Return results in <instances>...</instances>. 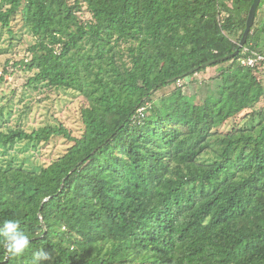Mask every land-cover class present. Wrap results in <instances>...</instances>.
<instances>
[{
	"label": "trees",
	"instance_id": "1",
	"mask_svg": "<svg viewBox=\"0 0 264 264\" xmlns=\"http://www.w3.org/2000/svg\"><path fill=\"white\" fill-rule=\"evenodd\" d=\"M253 1L5 0L0 25L20 15L36 41L19 62L35 71L27 85L87 105L79 137L62 124L0 132L2 147L72 143L37 171L0 166V221L18 219L31 241L21 257L0 244V264H36L40 251V264H264V120L220 132L264 98V62H240L262 55L264 0L235 58L189 74L239 49ZM218 66L200 104L180 87L154 98Z\"/></svg>",
	"mask_w": 264,
	"mask_h": 264
},
{
	"label": "rangeland",
	"instance_id": "2",
	"mask_svg": "<svg viewBox=\"0 0 264 264\" xmlns=\"http://www.w3.org/2000/svg\"><path fill=\"white\" fill-rule=\"evenodd\" d=\"M222 1L230 3V0ZM7 7L5 0H0V10ZM79 16L82 22L90 19L85 8ZM256 21L257 29L264 22V1ZM35 42L23 26L20 15H16L11 20L10 27L0 25V77L4 78L0 84V132H7L9 127H22L30 132L47 125L62 124L72 132L73 136L79 137L84 129L81 110L87 105L85 99L65 89L50 88L46 85H27L35 71H28L19 65V62L30 58L28 49ZM259 51L264 56V37ZM219 70V66L208 68L190 79L161 89L154 98L170 96L176 92L177 87H180L183 101L200 104L206 97L214 94L218 86L214 78ZM257 77L264 85V64L259 66ZM141 111L142 114L145 112ZM252 112H256L255 116L248 117L247 114ZM261 119L264 120V98L252 110L227 122L220 128V132L226 133L236 126L246 128L251 126L253 121L257 122ZM71 145L72 143L66 139L55 137L46 143L19 142L12 147L0 146V166L8 162L12 166L37 171L62 156ZM211 158L212 156L208 155L202 159L208 161Z\"/></svg>",
	"mask_w": 264,
	"mask_h": 264
},
{
	"label": "clouds",
	"instance_id": "3",
	"mask_svg": "<svg viewBox=\"0 0 264 264\" xmlns=\"http://www.w3.org/2000/svg\"><path fill=\"white\" fill-rule=\"evenodd\" d=\"M30 239L18 219L0 221V244L11 257H21L30 246ZM47 259V253L40 251L36 254V264Z\"/></svg>",
	"mask_w": 264,
	"mask_h": 264
},
{
	"label": "water",
	"instance_id": "4",
	"mask_svg": "<svg viewBox=\"0 0 264 264\" xmlns=\"http://www.w3.org/2000/svg\"><path fill=\"white\" fill-rule=\"evenodd\" d=\"M261 1L262 0H254L252 5H251V7H250V10H249V13H248V17H247L246 27H245L244 33L242 35L241 41L239 43V49L234 54H232L230 56L207 62V63L203 64L201 67H197L194 70H191L189 72V74H193V73L199 71L200 68H206V67H209L211 65H214L215 63H222V62L227 61L229 59H233V58H235L238 55L239 50H241L242 48L245 47V44H246L247 39H248V36L251 33V29H252V27L254 25V22H255L257 9H258Z\"/></svg>",
	"mask_w": 264,
	"mask_h": 264
},
{
	"label": "built area",
	"instance_id": "5",
	"mask_svg": "<svg viewBox=\"0 0 264 264\" xmlns=\"http://www.w3.org/2000/svg\"><path fill=\"white\" fill-rule=\"evenodd\" d=\"M245 52H249V51L245 50ZM263 61H264V56L259 53H252L251 56H246L240 60L241 65L248 68H254ZM141 110H144V108L140 109V111ZM140 113H142V111Z\"/></svg>",
	"mask_w": 264,
	"mask_h": 264
}]
</instances>
